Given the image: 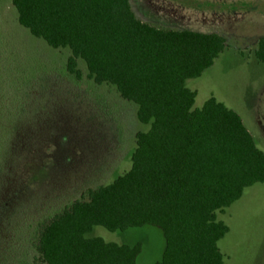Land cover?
<instances>
[{
    "label": "trees",
    "instance_id": "16d2710c",
    "mask_svg": "<svg viewBox=\"0 0 264 264\" xmlns=\"http://www.w3.org/2000/svg\"><path fill=\"white\" fill-rule=\"evenodd\" d=\"M18 23L52 48H68L98 83L137 105L139 122L130 168L89 189L36 227L32 247L44 264H136L141 243L87 237L152 225L164 237L153 264H223L217 219L243 190L264 182V152L241 117L214 97L193 109L185 81L199 77L225 49L217 33L168 29L140 20L129 0H12ZM256 59L264 65V36Z\"/></svg>",
    "mask_w": 264,
    "mask_h": 264
},
{
    "label": "rangeland",
    "instance_id": "374dc122",
    "mask_svg": "<svg viewBox=\"0 0 264 264\" xmlns=\"http://www.w3.org/2000/svg\"><path fill=\"white\" fill-rule=\"evenodd\" d=\"M129 1L135 13L157 10L176 19L184 2L188 30L224 35L227 46L213 64L185 81L196 93L192 108L214 97L241 117L264 152V65L254 56L256 38L264 36V0H218L212 29L200 26L199 0ZM70 55L32 36L12 0H0V264H44L32 247L38 223L127 171L135 135L149 129L138 121L137 105L114 85L96 83L83 60L77 59L79 76L71 74ZM217 219L228 227L217 243L223 264H264V182L246 187ZM87 237L141 243L136 264L160 260L165 244L152 225L94 226Z\"/></svg>",
    "mask_w": 264,
    "mask_h": 264
},
{
    "label": "crops",
    "instance_id": "0c3cea01",
    "mask_svg": "<svg viewBox=\"0 0 264 264\" xmlns=\"http://www.w3.org/2000/svg\"><path fill=\"white\" fill-rule=\"evenodd\" d=\"M142 1H144V0L138 1L136 5H138ZM197 1L198 0H195V3H197ZM149 4L152 5L150 1H149ZM182 4H181L182 9L179 10L180 14L178 11V14H179L178 19H176V17L173 14L171 15L168 13L169 14L168 15V14H165V12L159 13V11H157V10L154 11V15H151L150 13L149 14L145 13L140 8H138L139 9L138 13L137 12L135 13L134 11L133 12L135 13V15L140 20L150 22V23L155 24L157 26H161V27L168 28V29H175V30L191 29V28H189V26H184L181 23V22H183L182 19L185 18L187 14H189V10L183 9L185 4L184 5H182ZM196 8H198L195 11H196V13H199L198 16H199L200 26H203V27L209 28V29L218 27L217 26L218 25L217 23L219 22L218 0H199L198 3L196 4ZM256 20H258V19H252V21H256ZM261 21L262 20H260V22ZM193 31H198V32H203V33H216V32H213L211 30H205V31L193 30ZM260 37L261 36L256 38V44H257ZM226 45H227V43H226ZM256 48H257V45H256Z\"/></svg>",
    "mask_w": 264,
    "mask_h": 264
}]
</instances>
